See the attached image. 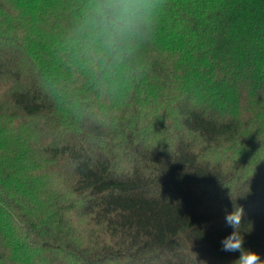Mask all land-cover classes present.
<instances>
[{
	"label": "trees",
	"instance_id": "1",
	"mask_svg": "<svg viewBox=\"0 0 264 264\" xmlns=\"http://www.w3.org/2000/svg\"><path fill=\"white\" fill-rule=\"evenodd\" d=\"M0 0V264L264 260V0Z\"/></svg>",
	"mask_w": 264,
	"mask_h": 264
},
{
	"label": "clouds",
	"instance_id": "2",
	"mask_svg": "<svg viewBox=\"0 0 264 264\" xmlns=\"http://www.w3.org/2000/svg\"><path fill=\"white\" fill-rule=\"evenodd\" d=\"M154 7L155 0H99L94 12L106 43L111 45L124 33L138 29ZM244 216V208L235 203L231 212L225 210V222L233 231L222 239V250L239 252L233 264H264L260 254L244 247L245 237L240 231Z\"/></svg>",
	"mask_w": 264,
	"mask_h": 264
}]
</instances>
